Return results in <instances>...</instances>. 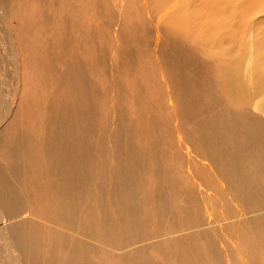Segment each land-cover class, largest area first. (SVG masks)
<instances>
[{"label": "bare ground", "instance_id": "obj_1", "mask_svg": "<svg viewBox=\"0 0 264 264\" xmlns=\"http://www.w3.org/2000/svg\"><path fill=\"white\" fill-rule=\"evenodd\" d=\"M165 2L171 12L166 19L174 23L164 24L176 32L162 43V36L156 35L153 69L168 110L150 108L145 91L129 83L124 106L139 99L141 105L134 102L124 114L122 106L115 111L120 87L111 93L113 112L107 113L100 102L97 0H0V264H152L150 257L140 255L141 244L124 251V241L144 233L148 226L143 215L156 217L151 209H163L162 196L169 207H180L184 186L208 201L214 181L230 190L242 167L264 157V57L256 55L264 49L257 25L264 21V8L249 9L253 17L241 19L243 6L229 0ZM142 8L148 9L146 0ZM193 45L203 64L192 54ZM161 113L173 117L169 126H162L170 127L165 141L156 134L161 123L154 117ZM200 116L208 118L188 126ZM109 119L115 126L109 128ZM158 139L161 144L174 141V152L184 163L172 166L167 160L161 166L159 158L166 150L161 154ZM196 141L208 149L203 157L194 154ZM234 149L243 152L242 157L234 159ZM223 157L231 160L220 167L216 163ZM155 163L157 168L152 167ZM229 167L237 176L223 179L221 173ZM201 169L209 172L210 182ZM250 170L234 181L237 191L229 200L241 205H235L234 220L223 217L225 225L214 223V211L202 201V217L208 220L200 227L210 235L205 245L188 239L198 234L187 215L182 218L186 222L173 218L184 230L181 237L163 241H175L171 264H264V225L251 224L264 219V206L244 203L247 193L258 196L264 165ZM223 226L235 227L233 235L218 231ZM168 251L162 250V264H170Z\"/></svg>", "mask_w": 264, "mask_h": 264}, {"label": "rangeland", "instance_id": "obj_2", "mask_svg": "<svg viewBox=\"0 0 264 264\" xmlns=\"http://www.w3.org/2000/svg\"><path fill=\"white\" fill-rule=\"evenodd\" d=\"M113 1L114 0H106V1L105 0H97V2L100 4L99 9L101 8V13L99 14V20L101 22L98 21V22H100L99 23L100 24L99 28L98 27L95 28V34H96V39H97L96 43L98 44V57H99V63H98L97 71H98V78H99L98 81L100 80L99 81L100 83L98 82V87H99V96H100L101 106H102V108L105 107L107 113H110L109 111H111V110H112V112L114 111V108H110V105H111V102H112L111 93L114 91V89L117 90L119 87H120L122 93H121V95H119V98H118V107L115 108L116 112H117V109L120 110V106H122L121 107V111L125 114V111L126 112L128 111V107H129V109H131L133 107L134 102L136 103L135 104L136 106H140L141 105L140 104V99H139V101L137 100V102L136 101L130 102V104L128 106H124V104H123V100H124L123 98L125 96V93L123 94L124 88H126L127 86L130 85L133 88H135L136 90L139 89L142 92L145 91L146 99L150 101V108H156L157 106L158 107H164V109H165L164 112H166L168 110L167 106L165 105V100L167 98L165 96H163V92L159 93V85H160L159 84V78L156 77L157 75L155 74V71L153 69L154 65H156V63L154 61V54H153L154 53V50H153L154 46L153 45H154V42L156 41V39H155L156 35L159 34L160 37L162 36L161 37V43H162V42L166 41L167 35L169 33L176 32L173 28H171V30H170L169 25H165L164 24V23H166V24L174 23L173 21L169 22V20L166 19L167 15L169 13L171 14L170 11L168 12L166 10L168 5L166 4L165 0H158L159 3L161 4L160 5L161 7H158L157 4L154 2V0H146L147 4H148V9L145 10V9L142 8V6L144 5L145 0H125V2H124V0L123 1L121 0L122 2L120 0H118V1L115 0L114 2ZM163 1H164V3H163ZM186 1H190V0H186ZM243 1H245V3H243ZM101 3H103V5ZM237 3H240L238 6H240V7L243 6L242 7L243 10L241 11V14L239 15V18H241V19L242 18H245V19L247 18L248 19L250 17H253L254 13H252L253 11H250V10L255 8V7H260L261 9L264 8L263 7L264 6V0H229V4L234 5V4H237ZM106 4H108V5H106ZM160 8L161 9L163 8V11L165 13ZM185 8L188 9L189 7H185ZM162 15H163V17H162ZM154 17L156 19H153ZM157 22H160V25H158L159 23L157 24ZM117 23H118V25H117ZM152 24H153V27H152ZM95 25L97 26V24H95ZM257 25H259V28L261 27L259 30L262 29L264 31V21L258 22ZM158 28H159V30H158ZM155 30H158V31L155 32ZM262 30L259 31V33L261 32L263 34V38L262 39H264V33H263ZM136 32H139V33H136ZM115 34H116V38L117 39L114 36ZM248 36H247V40H249ZM149 37H152V38L148 39ZM177 37H178L177 34L176 35H171L169 37V39L173 40V38L175 39ZM262 39L260 41L263 43L262 45H264V40H262ZM111 40H113V41H111ZM177 41H178V43L181 44V40H177ZM184 41L189 42L188 39H184ZM255 43H257V41H255ZM116 44H117V46H120V47L117 48V46H115ZM196 47L197 46H194V45L192 46V48H191L192 49V54L197 58V60L199 61V64H203V61H202L201 57L199 56L200 50L198 48H196ZM106 50H109V51H106ZM118 50H121V51L118 52ZM263 50L259 49V51L257 52L258 54H256V55L264 57V51ZM149 51L150 52L152 51V52L150 53ZM117 54H118V56H117ZM146 55H147V57H146ZM120 56H121L122 59L120 58ZM111 57H113V58H111ZM124 59H125V61H122ZM118 61H119V63H118ZM114 62H115V64H114ZM142 64L144 66H142ZM117 65H120V66H117ZM132 66H134V67H132ZM258 66H259V68L261 67L260 64H258ZM116 67H118L119 71L121 69V71H120L121 74H120V72H118ZM126 67H127V70H126ZM255 67H256V65H255ZM149 71H151V72H149ZM153 71H154V73H152ZM212 71H213V69H212ZM125 72H126V74H125ZM127 73L129 74V76H128ZM140 74H141V76L139 77ZM143 74H144L145 78L143 77ZM147 74L150 75V76H148ZM135 76H136V78H135ZM116 78H118V79H116ZM130 78H132V79H130ZM140 78L143 79V80L145 79V81H146L145 86H144V84L140 85V83L142 82V80ZM109 79H110V81H109ZM123 79H124V81H123ZM125 79H127V80H125ZM133 80H134V82L136 84H139V86L137 85L135 87ZM108 84L109 85L111 84V85L108 86ZM127 84H129V85H127ZM150 88H152L153 90L150 89ZM162 90H163V88L161 87V91ZM147 93H149L150 95H148ZM138 104H140V105H138ZM181 109H184L183 105L181 106ZM100 118H101V116H100ZM172 118L173 117H172L171 114L166 115V114H163V113H161L160 116L156 115L154 117V120H156L159 123H161V130L156 131L157 132L156 134L160 133L159 135H157V137L161 141H165L167 139L168 130H170V127H167L168 130L167 129L166 130H162V126H164V127L169 126L170 123H172ZM207 118H208V116H200V117H197L195 122L192 119V121L189 120L187 124H188V126L189 125L190 126H195L196 123L204 122V121H206ZM111 122H112V119H109L108 120V125L110 126L109 128H111L112 126H115V124H112ZM159 139H158L159 147H160V149L161 148L164 149V150L161 149V154H162V151L164 153L165 150H166V153H167V154L164 153V154L160 155L161 157L159 156L160 157L159 159H160V162H161V166L163 165L162 163L166 164L167 160H170V162H168V164H170L172 166H174L176 164H177L176 166H178V164H181V162L183 164L184 163V161H183L184 157L182 155H179L177 150H175V152H174V149H176L175 146H173L174 145V141H173V145L170 144V143L169 144H163V143L161 144ZM192 143H196V146H195L196 147V151L194 153L195 156L203 157L204 156L203 154L208 152V149L205 148V145L202 142H200V141L197 142L196 141V142H192ZM108 144H109V146L112 145L111 142H108ZM135 149L139 150L140 146L139 145L135 146ZM158 149L159 148H157V150ZM231 152L234 155V159L242 157V153L243 152H239L237 149L231 150ZM156 158L158 160V154H156ZM221 159H222L221 163H216L220 167L226 165L225 163H228V161L231 160V158H228V157H223ZM108 165H109V163H108ZM263 165H264V157L259 159V161H256V162L254 160L249 161V163L246 166L242 167V173L241 172L238 173V178L235 179L233 177L234 181H240L241 178H243L246 174L250 173V171H251L250 169L253 170L254 167L263 166ZM158 166H159L158 163H155L154 165H152V167H155V168H157ZM227 170H230L232 173L230 171H227V172L226 171H222L221 174L223 176V179L227 180L228 177H230V179H231L232 176L236 175V172L233 171L232 167L227 168ZM200 171L203 173L206 182H210L211 180L210 179L208 180L209 172L207 170H204V169H201ZM145 176L147 177V175H145ZM260 178H262V177L260 176ZM154 179H156L155 181L160 182L159 177H155ZM234 181L231 180L230 190L227 187V185H226L225 189H221L220 186L218 188V183H216V181H214L213 183H216V184L213 185V183H212L211 184V188L209 190V192L210 191L212 192L211 195L213 197L211 199H209L208 201L205 198L202 199L199 196L195 197V195H193V193L190 190H188L187 187L183 186V187H181L182 191H183V196L181 197L182 198V203H181L180 207L177 206V205L176 206L174 205V207H173V205H171L172 207L171 206L169 207V203L167 201V198L165 196H162L161 197L162 198V202H160L159 204L162 203L160 205V207L163 208V209H161V210L158 209L159 208L158 206H157L158 207L157 209L152 208L151 210L154 211L153 215L154 216L156 215V217H152L153 219H150L148 217L147 213H145V215H143V219L146 221L148 227L147 228L145 227L146 230L144 231V233H140V236L138 237L137 240H135V241H130V240L129 241H124V243H125L124 251L127 250L128 248H131V247L135 246V245H138V247H139V245L141 244L140 245L141 249H139L140 255L144 254L143 255L144 257H150L151 259H149L148 262H151V260H152V264H154V263L155 264H158V263L162 264L164 262V261L161 260L162 259V255H163L162 250L165 251V250L169 249L170 251H168L167 254L170 255L171 258H168V262L171 264L172 262L175 261V254H174V249H176V246H175V243H174L175 241L173 243H171V244H170V241H168L169 245L167 244V242L165 244L163 241L169 240V239H167V237H177V236L181 237L182 231L184 230V227H181V226L178 227L180 224H178L177 226H176V224H177V222L178 223L186 222L188 220H189V223H191V227L190 228H192V227L195 228L196 227V229H194V230H196V232L198 234V235H194L193 234L192 235L193 237L190 236L192 238L191 239L188 238V239L191 241V243L192 242L193 243H199L200 242L201 246L205 245V243H206V241H207V239H208V237L210 235H209V233L207 231H203L202 227H200V226L203 225V223L204 224L206 223V220H208V218H206V215H205L204 218L202 217V214H203L202 211H201L202 201H204L203 203L207 202V204L210 206L211 210L214 211L213 218H212L214 223L217 222V224H222V223L224 224L225 222H227V220H225L226 218L231 220V221L234 220V217L237 215L236 214V212H237L236 211V206H235V205H237V203L231 202L229 200L232 197L233 198L235 197L234 194H235V191H237V189L235 188L236 184H235ZM162 184H163V182H162ZM209 186H210V184H209ZM257 188L259 189V193L256 192L258 194V196H255L251 192L247 193V197L245 196V199H244L245 202L244 203L246 204V206H250V207L253 206L252 208L264 206V199L262 198L263 195H264V179H260L259 180ZM245 194H246V192H243V195H245ZM258 201H261V202L257 203ZM163 205L167 206L168 212L166 211L167 209L163 207ZM239 206H241V205H237V207H239ZM186 207H188V208H186ZM169 208L171 210L173 208L174 210L171 211ZM176 208L178 209V211L180 209V211L178 212L176 210ZM158 210H160L161 213H160V211L157 213ZM181 213L182 214L184 213V214L182 215ZM186 215H187V219H186ZM183 216H184V218H183ZM215 217H217V218H215ZM223 217H225V219ZM173 218H176V219L179 218L178 220L180 221V219H181V221L179 222L176 219L173 220ZM182 218L184 220L186 219V221H184ZM190 220L191 221L193 220V222H191ZM204 220H205V222H204ZM223 220H225V221H223ZM169 223L171 225L173 224L172 228L175 227V228H173V230L171 229V226H170ZM199 224H201V225H199ZM251 224L252 225H255V224L264 225V219L263 220H261V219L258 220L257 219L256 221H253ZM177 227H178V229H176ZM234 228L235 227L230 228V227L223 226V227H218L217 229H218V231L221 230L220 232H222V234H224V235L225 234L227 235V233H229L232 236L233 233H234V230H235ZM174 229H176L177 231L174 230ZM253 229H255V228H253ZM169 230H170V232H168ZM202 232H203V234H202ZM230 232H232V233H230ZM260 233L263 235L262 231ZM177 234H179V235H177ZM205 234L207 235V238H206ZM184 236H183V238H184ZM186 237H188V236H185V238ZM101 239L103 240L104 245H107L106 238L104 236H102ZM248 239L249 238H246L247 241H248ZM262 243H264L263 240H262ZM142 244H144V248H143ZM176 244H178V243L176 242ZM233 248L234 249H238V250L249 249L248 246H243V247L234 246ZM143 249H144V252H143ZM262 250H264V249H262ZM262 250H261V252H262ZM175 252H176V250H175ZM117 253L119 255L120 252L117 251ZM173 255H174V257H173ZM159 258H161V259H159ZM159 260H161V261H159ZM245 264H246V262H245Z\"/></svg>", "mask_w": 264, "mask_h": 264}]
</instances>
